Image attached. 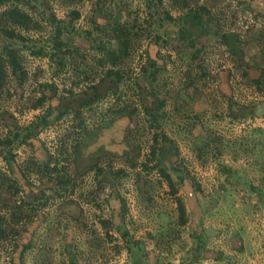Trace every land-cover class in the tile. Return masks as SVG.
I'll return each instance as SVG.
<instances>
[{"label":"rangeland","instance_id":"1","mask_svg":"<svg viewBox=\"0 0 264 264\" xmlns=\"http://www.w3.org/2000/svg\"><path fill=\"white\" fill-rule=\"evenodd\" d=\"M188 2L211 10L209 28L188 26L180 18L187 8L172 0L150 11L146 0L0 7L17 4L40 21L39 31L20 30L47 49L55 29L48 16L71 20L78 12L80 46L59 69L56 56H33L12 40L27 77L19 84L8 70L0 86V140L17 127L33 136L13 143L10 161L0 155L8 175L0 214L20 231L0 244V264H264V0ZM126 21L139 35L116 89L103 79L110 66L103 52L121 50L112 28ZM93 84L97 91L85 92ZM155 98L164 102L156 123L148 113ZM50 154L68 172V189L33 165Z\"/></svg>","mask_w":264,"mask_h":264},{"label":"trees","instance_id":"2","mask_svg":"<svg viewBox=\"0 0 264 264\" xmlns=\"http://www.w3.org/2000/svg\"><path fill=\"white\" fill-rule=\"evenodd\" d=\"M10 0H0V7ZM13 1H26V0H13ZM64 5L71 6L75 5L76 3L80 2L81 0H62ZM161 0H146V6L147 9L150 11L153 6L155 5L154 2ZM174 7H180V8H187V11L185 13V16L180 17L183 19V21L186 20V23H188L190 27H206L209 28V21L213 20L215 16L211 13V10L209 8L200 6H190L188 0H172ZM75 11V10H74ZM164 16L169 20H174L173 16L170 14V12L166 9H163ZM153 14L150 12V17H152ZM205 16H207L205 18ZM79 17V13L76 12L74 15L71 16V20H65L62 18H57L55 15L48 16V20L52 24L54 31L48 35V42L51 43L50 47L47 49L46 46L37 45L34 43L33 45V39L24 35L21 30L29 31V30H40L41 29V22L36 20L33 16H30L24 9H21L17 4L11 5L6 7L5 9L0 11V37L4 39V43H0V86H2L7 78L8 70L16 74L18 77L19 84H22L26 77L27 72L24 70V63H23V53L22 50H20L14 43L19 41L22 44V49H28L29 53L36 57H43L45 55H51L56 56L55 61L57 63V67L59 69H63L66 63V59L73 55L79 54L80 46L78 45V42H76L74 39L76 36H78L79 31L75 28L74 23L72 20ZM57 27V29H56ZM189 27V28H190ZM21 29V30H20ZM113 31L114 35L118 42L120 43L121 50L119 52H115L112 48L107 47L103 53L108 54V60L110 61V66L107 68L104 78H109L112 80L113 84L116 86V89L118 88L121 80H123L124 77V64L129 56L131 50L133 49V43L137 35H139L135 31V26L133 23L130 22H123V23H115L113 25ZM10 41V43H5L6 41ZM30 44L28 45L27 43ZM46 42V41H45ZM228 43V42H227ZM230 45V44H229ZM200 50H196L192 53V57H196L198 55ZM98 61L103 64L105 63L103 59L100 57ZM152 68H155V71L157 70V67L151 63ZM143 70L146 72L148 71L147 68H143ZM150 77L152 79L156 78V74L154 72L150 73ZM96 85H91L85 92H88L89 90L97 91ZM100 96L95 94L93 99H98ZM91 99V101L93 100ZM158 100V103H157ZM156 101V107L154 108L153 112L150 113V118L152 122L158 121L157 113L159 110L163 107L164 102L159 101V99L155 98ZM36 107V105H34ZM127 108V106H126ZM126 108H121L119 112L125 113ZM68 110L59 112L55 118L59 119L61 116H63L65 113H67ZM49 114V113H48ZM43 115L41 116V120L44 123H48L49 115ZM81 111H76V117H78L79 124L83 126L84 132L86 133L85 137H90L92 135V132L88 131L86 129V126L84 125V120L81 119ZM155 138L159 134L154 133ZM164 136V134L162 133ZM33 136V131L30 128H22L19 127L13 128L8 130L7 134L0 140V146L2 145V148L0 150V155H3L4 159L6 161H10L11 157H13L11 147L15 141H20V143H26L31 137ZM166 137V136H164ZM79 146V143H76L74 145V149L76 150ZM3 150L5 152H3ZM153 153V152H152ZM53 163V164H52ZM33 165L37 167L39 171H42L46 173L47 175L51 176L50 180H54V182L57 185H61L62 189H68L67 184L70 182V176L67 171L64 169H60L58 167V158L57 156L50 154L49 159L45 164H40L33 162ZM161 175L165 178V181L167 184L174 189V182L171 177V175L163 168H159ZM8 175L3 174L0 171V180L3 178H7ZM14 179V178H13ZM16 179V178H15ZM14 179V180H15ZM180 181H183V178H181ZM17 190L18 187L14 186ZM178 209H179V215H180V221L182 224L186 222V208L182 200H179L178 203ZM19 218L22 220L23 217H17L16 219L19 220ZM24 221V220H23ZM18 233L20 231L14 230V226L11 224L10 220L7 219L4 215L0 214V244L4 241H6L10 236H12L13 232ZM14 235V234H13ZM127 235V233H126ZM71 263H73V258L70 259ZM13 264V262H11ZM20 264H24L23 260H20Z\"/></svg>","mask_w":264,"mask_h":264}]
</instances>
